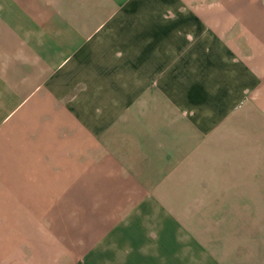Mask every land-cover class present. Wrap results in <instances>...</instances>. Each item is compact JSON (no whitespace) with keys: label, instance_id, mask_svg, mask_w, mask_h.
<instances>
[{"label":"crops","instance_id":"obj_1","mask_svg":"<svg viewBox=\"0 0 264 264\" xmlns=\"http://www.w3.org/2000/svg\"><path fill=\"white\" fill-rule=\"evenodd\" d=\"M0 264H264V0H0Z\"/></svg>","mask_w":264,"mask_h":264}]
</instances>
